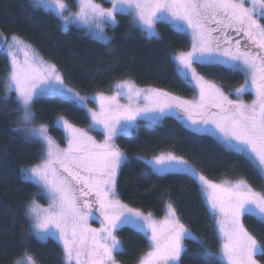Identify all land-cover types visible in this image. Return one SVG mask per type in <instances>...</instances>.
<instances>
[{"label":"snow or ice","instance_id":"1","mask_svg":"<svg viewBox=\"0 0 264 264\" xmlns=\"http://www.w3.org/2000/svg\"><path fill=\"white\" fill-rule=\"evenodd\" d=\"M75 2L76 11L67 0H31V5L53 15L62 31L75 26L105 43L112 39L106 29H115L121 15L129 28L149 39L162 38L157 29L161 24L187 34L190 50L170 53L169 59L177 77L198 98L140 88L131 79L117 81L110 94L82 95L23 38L0 33V53L9 65L0 114L10 121L15 117L10 131L43 149L36 163L19 169L21 180L47 201L44 206L34 196L25 206L28 237L56 243L62 264H119L117 254L125 248L117 233L126 227L141 233L149 245L138 264H184L186 241L203 251L204 264H260L256 257L264 256V244L244 219L264 226V190L257 191L244 178L216 183L171 151L130 158L116 140L142 125L176 117L193 133L211 136L225 151L241 157L264 181V0H107L111 7L96 0ZM198 66L223 68L242 75L244 82L226 92L200 74ZM246 93L254 94L251 103L244 101ZM52 98L82 110L89 121L85 129L63 115L56 117L53 127L64 133L66 147L50 135L48 124L37 123L35 104ZM131 159L152 174L185 176L197 186L217 233L218 252L182 222L171 201L162 220L122 202L118 178ZM92 220L100 227H92ZM14 264L40 262L25 252Z\"/></svg>","mask_w":264,"mask_h":264},{"label":"trees","instance_id":"2","mask_svg":"<svg viewBox=\"0 0 264 264\" xmlns=\"http://www.w3.org/2000/svg\"><path fill=\"white\" fill-rule=\"evenodd\" d=\"M101 1L109 5L107 0ZM67 2L72 9L77 8L75 0ZM117 18L119 25L108 29L112 39L105 43L75 26L68 32L62 31L58 20L43 10L34 9L31 0H0V27L9 37L17 34L35 46L44 58L58 67L66 83L81 93L109 91L117 81L132 79L141 86L193 97L196 91L177 77L169 59L170 53L190 49L189 36L161 24L157 29L162 38L149 39L129 28L126 17ZM8 71L7 59L0 53V95ZM198 71L221 84L226 91L244 82L242 75L223 68L198 66ZM34 111L37 123L50 124V133L63 144L64 133L53 127L58 115L78 126L89 124L82 110L59 98L39 101ZM14 120L15 117L10 121L0 114V264H12L25 252L40 264H62L61 249L56 243H41L28 237L24 208L34 196L39 202L46 203V200L37 195L36 187L21 180L19 169L36 163L43 149L39 143L24 142L21 133L11 132ZM116 142L130 158L171 151L212 180L245 178L255 188L264 190V181L241 157L225 151L213 137L193 133L176 117L142 125L131 136L120 137ZM118 192L126 204L159 217L165 215V204L171 201L182 222L212 251L220 250L213 221L199 189L189 178L157 176L147 171L140 161L131 159L119 175ZM244 224L264 244V226L254 218H245ZM117 235L125 248L124 253L117 254L119 264H138L139 258L149 250L144 236L127 227ZM186 243L189 251L183 257L184 264H204L203 251L194 242ZM257 259L264 264V256L258 255Z\"/></svg>","mask_w":264,"mask_h":264},{"label":"rangeland","instance_id":"3","mask_svg":"<svg viewBox=\"0 0 264 264\" xmlns=\"http://www.w3.org/2000/svg\"><path fill=\"white\" fill-rule=\"evenodd\" d=\"M96 2L97 3H101V4H103V6L104 7H111V5L109 4V5H106L103 1H101V0H96ZM77 10V8L76 9H72V11H76ZM84 31V30H83ZM106 31H107V34L111 37V34H110V32H109V30L108 29H106ZM85 32V31H84ZM26 41V40H25ZM27 43H29L28 41H26ZM30 45H32L31 43H29ZM33 46V45H32ZM34 48H35V46H33ZM36 49V48H35ZM37 50V49H36ZM188 50H190V49H188ZM188 50H183V51H188ZM38 51V50H37ZM39 52V51H38ZM39 54L42 56V54L39 52ZM43 57V56H42ZM44 58V57H43ZM44 60L45 61H47L48 63H53V62H51V61H49V60H47L46 58H44ZM58 68V67H57ZM59 70V69H58ZM60 71V70H59ZM60 73H61V71H60ZM200 74H202V73H200ZM203 75V74H202ZM205 78L206 79H208V80H211L212 82H214V83H216L217 84V86H219V87H222L223 88V86L221 85V84H219L218 82H216L215 80H212V79H210V78H208V77H206L205 76ZM132 80V79H131ZM121 81H123V80H121ZM134 81V80H133ZM135 82V81H134ZM136 83V82H135ZM136 85L138 86V87H140V88H155V89H160V88H156V87H152V86H141V85H139V84H137L136 83ZM69 86V85H68ZM69 87H71V86H69ZM71 88H73V87H71ZM73 89H75V88H73ZM224 89V88H223ZM76 90V89H75ZM160 90H162V91H167V90H164V89H160ZM225 90V89H224ZM76 91H78V90H76ZM113 91V87L109 90V91H99V92H104L105 94H110L111 92ZM226 91V90H225ZM78 92H80V91H78ZM167 92H169V91H167ZM227 92V91H226ZM81 93V92H80ZM97 92H93V93H81L82 95H94V94H96ZM170 94H172V95H175V96H178V97H181L182 99H186V100H192V99H194V98H198V94H197V92L195 93V95L193 96V97H184V96H180V95H177V94H174V93H171V92H169ZM233 99H235L236 97L235 96H233L232 97ZM243 99H244V101L246 102V103H251L252 102V100L254 99V94L253 93H246L244 96H243ZM121 103H127V101L126 100H124V99H121ZM89 107L90 108H93V109H96L97 108V105L96 104H94V103H92V102H89ZM72 123V122H71ZM183 123V122H182ZM46 124H48V123H46ZM74 124V123H73ZM184 124V123H183ZM49 125V128H50V124H48ZM76 125V124H75ZM77 127H80V128H85V129H87L88 128V126H86V127H82V126H78V125H76ZM50 135L57 141V143L59 144V146L60 147H66V142L63 144V143H60L59 141H58V139L56 138V137H54L51 133H50ZM90 135H93V136H95L96 138H97V140H100V139H102V137L98 134V133H96V132H91L90 133ZM117 143V142H116ZM118 145V144H117ZM121 150L122 151H124L122 148H121ZM163 152H167V151H163ZM161 153V152H160ZM160 153H158V154H160ZM158 154H155V155H158ZM175 154V153H174ZM177 155V154H176ZM141 156H144V157H146V158H151L152 156H154V155H151V156H146V155H141ZM179 156V155H178ZM185 159V158H184ZM187 160V159H186ZM188 161V160H187ZM189 162V161H188ZM190 164H192L191 162H189ZM193 165V164H192ZM194 166V165H193ZM195 167V166H194ZM196 168V167H195ZM197 169V168H196ZM198 171H200L199 169H197ZM201 172V171H200ZM201 174H203L202 172H201ZM204 175V174H203ZM210 179V178H209ZM236 179H238V178H235V179H233V178H223V179H220V180H213L214 182H216V183H220V182H222V181H224V180H236ZM245 179V178H244ZM212 180V179H211ZM249 182V181H248ZM250 183V182H249ZM251 185V184H250ZM252 186V185H251ZM254 189H256L257 191H260V189H257V188H255L254 186H252ZM123 202V201H122ZM40 204H42V205H44V206H47V201H46V203H42V202H39ZM123 203H125V202H123ZM126 204V203H125ZM128 205V204H127ZM129 207H132V206H130V205H128ZM134 208V207H133ZM138 209V208H137ZM139 210H141V209H139ZM142 212H144V214L145 215H147L148 213H151V212H147V211H144V210H141ZM152 214V213H151ZM153 215V217L155 218V219H157V220H162L163 218H164V216H161V217H159V216H155L154 214H152ZM90 224H91V226L92 227H95V228H99L100 227V223L98 222V221H96V220H92V221H90ZM246 227V226H245ZM250 232V231H249ZM251 233V232H250ZM252 234V233H251ZM150 250V249H149ZM23 257V256H22ZM21 259V257H19L18 259H16L15 261H17V260H20ZM256 259H257V257H256ZM258 260V259H257ZM14 261V262H15ZM14 262L12 263V264H14ZM261 264V263H260Z\"/></svg>","mask_w":264,"mask_h":264},{"label":"water","instance_id":"4","mask_svg":"<svg viewBox=\"0 0 264 264\" xmlns=\"http://www.w3.org/2000/svg\"><path fill=\"white\" fill-rule=\"evenodd\" d=\"M0 33H2L5 36H9L1 27H0Z\"/></svg>","mask_w":264,"mask_h":264}]
</instances>
